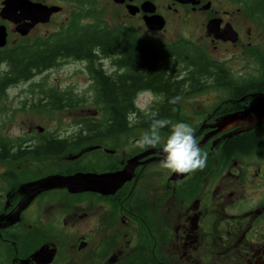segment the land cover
Segmentation results:
<instances>
[{"label":"flooded vegetation","instance_id":"obj_1","mask_svg":"<svg viewBox=\"0 0 264 264\" xmlns=\"http://www.w3.org/2000/svg\"><path fill=\"white\" fill-rule=\"evenodd\" d=\"M219 1L0 0L1 71L8 69L16 56L38 54L58 41L72 39L74 23L83 25L99 19L144 42L189 41L212 61L221 62L227 78L218 81L214 70L200 75L203 78L198 82L200 85L192 86L196 80H191L186 83L189 89L175 91L180 98L175 104L178 110L168 114V120L171 124H189L197 143L209 138L201 148L207 153L206 167L178 179L160 167L162 143L155 148H139L117 159L128 135L136 131L144 134L146 129L133 127L112 133L103 129L98 133L79 126V120L103 117L92 90L90 60L64 58L42 73L13 84L0 79V264H264V123L250 129L246 124H233L220 130L219 125L221 119L245 110L255 103L256 96L264 95V89H255L264 82L261 63L264 49L249 40L251 29L244 42L243 31L235 22L241 11L246 24L264 29V11L256 6L255 0H229L227 4L233 6L230 9L217 7ZM211 20L215 26L209 30ZM156 21L163 25L150 26ZM198 25L202 29L201 38L216 48L238 45L245 47L244 51L250 49L249 57L258 73L238 75L207 51L201 39L192 33ZM227 28L232 34L236 32L235 41L225 38ZM116 58L115 54L104 55L100 51L94 65L112 72L116 70ZM75 62L84 64L92 91L88 102L79 96L96 109L74 113L76 116L71 118L67 129L46 133V129L30 127L28 135L7 134L19 113L38 109L51 115L84 108L56 110L55 99L64 98L70 88L58 91L49 80L35 81V77L49 70ZM184 72L177 73L179 78ZM24 85L27 88L17 97L18 104L10 106L9 99L14 98L9 95L10 89ZM145 90H151L156 97V102L144 110L148 113L158 110L168 98L159 90ZM27 92L30 94L23 95ZM211 95L215 97L211 107L200 114L195 111L200 108L194 107V103ZM184 102L193 110L191 115L184 112ZM194 116L199 118L190 123ZM170 128L171 125L161 129L162 139ZM253 134L263 141L257 148L250 152L229 150L233 141ZM56 141L65 143L61 150L41 152L47 143L54 148ZM74 149L75 159L89 154L92 163H78L75 171L55 172L47 168L40 176L24 175L25 164L56 159ZM134 157H138L134 176L113 192L93 188V177H81L122 170ZM102 159L108 160L109 165L100 169ZM53 175L81 178L71 187L44 185L43 181ZM121 223L138 229L126 244L121 241V236L124 237Z\"/></svg>","mask_w":264,"mask_h":264},{"label":"trees","instance_id":"obj_2","mask_svg":"<svg viewBox=\"0 0 264 264\" xmlns=\"http://www.w3.org/2000/svg\"><path fill=\"white\" fill-rule=\"evenodd\" d=\"M255 3L264 11V0H255ZM72 29V39L58 41L59 43L54 47H49L50 49L47 48L38 54L12 58L9 68L0 70V79L6 84H13L26 81L34 74L42 73L64 58L90 60L89 74L94 81L92 90L95 92V102L103 112V117L97 119L88 117L79 120L78 123L80 127L84 126L98 133L103 129L105 133L124 132L133 127L148 130L152 114L157 113L159 118L168 119V114L177 112L176 103H170V101L177 96L175 91L183 87L184 90L190 88L186 85L187 81L196 80L192 86H198L200 85L199 80L203 79L200 75L214 70L218 81L227 79L223 64L219 61H212L189 41L180 40L172 44L144 42L127 30L111 28L101 23L99 19L83 25L74 23ZM100 51L104 55L109 53L117 55L114 60L115 71L100 70L94 65ZM261 63L264 64V59ZM181 70L185 72L179 78L177 73ZM257 87L255 89H264V82ZM150 88L165 93L168 98L165 99V103L160 104L158 110L148 113L139 109L136 96L139 92ZM67 94L64 98L55 99L53 106H56V110L64 107L84 106L85 101L72 89ZM174 108L175 111H173ZM129 114H133L138 120L131 127L127 119ZM262 143L261 137L253 134L236 139L229 150L238 149L242 152H250ZM64 145V142L56 141L54 148H50L51 144L47 143L41 152L55 153Z\"/></svg>","mask_w":264,"mask_h":264},{"label":"rangeland","instance_id":"obj_3","mask_svg":"<svg viewBox=\"0 0 264 264\" xmlns=\"http://www.w3.org/2000/svg\"><path fill=\"white\" fill-rule=\"evenodd\" d=\"M227 2H229V0H220L216 5L217 7L223 6V9L225 8L230 9L232 5L229 7V4H227ZM234 9H236L235 5H234ZM235 22L237 23L238 27H240L243 31L244 42L247 40L248 29H251L252 34H250L249 40L264 49V29L260 25L252 26L250 23L246 24L244 19V13L241 11L240 14H237ZM192 33L201 39V42L202 44H204L207 51L213 53V55L216 58L223 60L224 63L230 66V68L236 74L242 75L244 74V72L258 73L256 64L254 63L253 60H251V57H249L251 53L250 49L248 51H244L245 47H243L242 49L238 45L233 48H229L227 45H221L218 48H216L213 43H210L209 41H206L205 39L201 38L202 29L200 25L195 27ZM44 80H47V83L49 80L50 83L54 85L58 91H61V89H65L69 87L70 89L73 90L74 93L84 96L87 102L90 100V96H92L89 77L87 75V72L85 71V67L83 63L80 62L67 63L59 66L56 69L49 70L45 75L42 76L39 75L35 77V81H44ZM26 88L27 86L24 85L22 87H15L10 89L9 95L14 97L12 99H9L10 106H16L18 104L17 97H19L21 92H24ZM29 94L30 93L27 92L26 94L23 95H29ZM212 98L215 97L211 95L210 98L208 97L200 98L202 101L198 100L197 102L194 103V107L200 109L199 110L196 109L195 111H197L199 114L206 111L208 109L207 107H211ZM155 102H156V97H154V93L151 90L141 91L136 96V104L138 105L141 111L148 109V107L153 105ZM89 104L90 103L84 105L85 109L79 108L72 111L65 110V111L56 112L51 115L45 112L44 110H38V109L19 113L16 122L9 125L10 129L6 133L13 136L20 134L28 135L27 133H30L29 131L30 127L31 129L35 127H40L42 128V130L46 129V133L50 130L59 129V128L67 129L66 127H69L71 118L76 116L74 113L83 112L85 110L87 111L89 110L90 112L96 109L94 105L92 104L89 105ZM183 104H184V112L185 113L188 112V115H191L193 110H191L189 104L187 102H184ZM197 118L199 117L196 116L191 117V119H189L190 123H194L195 121H197ZM5 119L7 120V118ZM37 132H41L39 128H37ZM142 134L143 133L139 131L130 133L127 138V144L122 148H120L119 154L116 155L117 159L120 160L124 155L133 153L135 152V150L139 149L140 147H137L135 145H136V141L142 136ZM207 140H205L203 143L199 145L200 149ZM202 152H205V149H203ZM69 153L63 156H58L56 159L50 157L48 159H43L38 162H31L29 164H25L23 166L25 172L24 175L40 176L45 171H47V168H50V170H54L55 172H61L62 170L65 172V169L75 171L77 170L76 167L78 163L80 164L83 162L84 164L92 163L91 161L92 158L91 155L89 154L82 155L81 157L75 159L74 155H76L77 153L76 149L70 151ZM69 157L72 158L74 157V158L71 160V158ZM99 163H101L102 166L100 167V169H103L106 166L108 167L109 165V161L104 159L99 160ZM252 171L253 169L250 170V172ZM169 174L174 175V173H171L170 171ZM247 185L248 187L250 186V180H248ZM240 191L241 190H239V192ZM249 191H252V189L249 188ZM120 230H121V234L124 233V237L121 236L122 244H126L129 240L133 239L134 237L133 233L138 229L134 228L129 224L126 225L121 223ZM82 231L83 230H80V232Z\"/></svg>","mask_w":264,"mask_h":264},{"label":"clouds","instance_id":"obj_4","mask_svg":"<svg viewBox=\"0 0 264 264\" xmlns=\"http://www.w3.org/2000/svg\"><path fill=\"white\" fill-rule=\"evenodd\" d=\"M179 97L170 103H177ZM175 111V109H173ZM129 126H134L138 120L133 114L128 116ZM171 125L166 138L161 137V129ZM162 143L160 167L177 175L191 174L206 167L207 153L202 152L194 136V129L187 123L171 124L166 118H159L157 113L152 114L148 130L136 141L137 147H157Z\"/></svg>","mask_w":264,"mask_h":264},{"label":"water","instance_id":"obj_5","mask_svg":"<svg viewBox=\"0 0 264 264\" xmlns=\"http://www.w3.org/2000/svg\"><path fill=\"white\" fill-rule=\"evenodd\" d=\"M29 7H31V9L33 10L32 6H29ZM152 24L153 25H150V26L155 27V28H160L163 25L161 22H157V21ZM214 26H215L214 20H211L208 24L209 30H211V28H213ZM225 33L227 35L225 38H230L233 41L237 39L236 32L235 34H232L230 28H227L225 30ZM256 97L254 98L255 103L250 104L245 110L240 111V112H235L221 119L219 121V125L221 128L220 130H223V127L225 128L233 124H237V125L246 124L248 129L253 128L257 125L263 124L264 123V95L256 96ZM207 139L208 137L203 138L201 142L198 143V145H200ZM137 160H138V157H134L130 159L127 165L122 170H119L116 172L105 173V174L99 175L98 177L90 176V175H81V177H93L95 178L94 180H92V182L94 183L93 188L100 190V191H104L105 193L113 192L116 189H118L124 182L130 180L134 176V169L138 164ZM184 175H177L174 173L172 178L178 179V178L183 177ZM81 177L80 175L79 176L53 175L45 179V181H43V184L48 185V186L66 185V186L71 187L70 184H73V182H76V180Z\"/></svg>","mask_w":264,"mask_h":264},{"label":"bare ground","instance_id":"obj_6","mask_svg":"<svg viewBox=\"0 0 264 264\" xmlns=\"http://www.w3.org/2000/svg\"><path fill=\"white\" fill-rule=\"evenodd\" d=\"M57 180V179H56ZM59 180V179H58ZM71 186H75L74 184H70Z\"/></svg>","mask_w":264,"mask_h":264}]
</instances>
